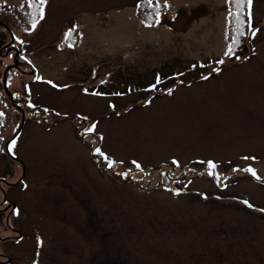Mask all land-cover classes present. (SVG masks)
Listing matches in <instances>:
<instances>
[{
    "label": "rangeland",
    "instance_id": "obj_1",
    "mask_svg": "<svg viewBox=\"0 0 264 264\" xmlns=\"http://www.w3.org/2000/svg\"><path fill=\"white\" fill-rule=\"evenodd\" d=\"M156 1L48 0L35 28L1 20L0 96L9 69L21 109L0 97V231L17 236L6 196L23 237L0 239V260L264 264V0L243 60L226 55L229 0Z\"/></svg>",
    "mask_w": 264,
    "mask_h": 264
},
{
    "label": "trees",
    "instance_id": "obj_2",
    "mask_svg": "<svg viewBox=\"0 0 264 264\" xmlns=\"http://www.w3.org/2000/svg\"><path fill=\"white\" fill-rule=\"evenodd\" d=\"M145 2L152 4L153 7H150L153 9L155 6L158 8L163 9V3H158L154 1H146ZM38 3V0H37ZM24 6H27L28 12H24V10H21V8ZM22 7L19 6H11V7H4L0 5V22L5 27H9L12 25H23L24 27H27L26 30L32 28V20L34 15H36L37 9L32 6V0H27V4L23 5ZM230 8L232 9V14L229 15V25H228V39L229 42H231V47L233 50V54L231 55L232 58H237L238 56L242 55V52L247 48V41H250L251 39V18L247 15V8L244 9L243 12L239 13V16L233 15V13H237V8L233 3H230ZM16 14L14 15V12ZM156 11H152V19H156ZM11 29V27H10ZM5 96V94L3 96ZM8 99V98H7ZM2 117V116H1ZM2 123V122H1ZM112 245H114L112 243Z\"/></svg>",
    "mask_w": 264,
    "mask_h": 264
},
{
    "label": "snow or ice",
    "instance_id": "obj_3",
    "mask_svg": "<svg viewBox=\"0 0 264 264\" xmlns=\"http://www.w3.org/2000/svg\"><path fill=\"white\" fill-rule=\"evenodd\" d=\"M230 3H233L235 5V7L237 8V13H233V15H237L239 16L240 12H243L245 8H247V15L249 18H251L252 12H251V8H252V4H253V0H229ZM48 0H32V6H34L37 9L36 15H34L33 20H32V27L35 28L37 23L39 22L40 19L44 18V7L47 5ZM165 7H167V4H165ZM160 13L157 12L156 13V18H157V22H158V18H159ZM151 26V25H148ZM255 35V31H253V36ZM233 54V50L232 47L230 46L228 51L226 52V55H232ZM224 61L221 60L219 61V63H223ZM0 116H3V113H0ZM93 128L95 127L94 125L92 126ZM91 129H89L90 131ZM15 141H12L11 147L14 148L15 147ZM98 154H100L101 156H104V153L101 152L99 149L96 150ZM104 158L106 160H108V166L109 167H113V162L110 160V158L104 156ZM247 159V158H246ZM137 167H140L139 165H137ZM209 167L210 168H215V164L212 162H209ZM244 171L250 172L254 177H256V171L249 167L244 169ZM211 174V173H210ZM123 175L127 176V173H123ZM257 179H259V177H256ZM245 203H247V201H245Z\"/></svg>",
    "mask_w": 264,
    "mask_h": 264
},
{
    "label": "water",
    "instance_id": "obj_4",
    "mask_svg": "<svg viewBox=\"0 0 264 264\" xmlns=\"http://www.w3.org/2000/svg\"><path fill=\"white\" fill-rule=\"evenodd\" d=\"M4 86H5V89H6V92H7L8 96H9L10 98H13L12 93L8 90V88H7V86H6V73H5V75H4Z\"/></svg>",
    "mask_w": 264,
    "mask_h": 264
},
{
    "label": "crops",
    "instance_id": "obj_5",
    "mask_svg": "<svg viewBox=\"0 0 264 264\" xmlns=\"http://www.w3.org/2000/svg\"><path fill=\"white\" fill-rule=\"evenodd\" d=\"M146 25V24H145Z\"/></svg>",
    "mask_w": 264,
    "mask_h": 264
}]
</instances>
